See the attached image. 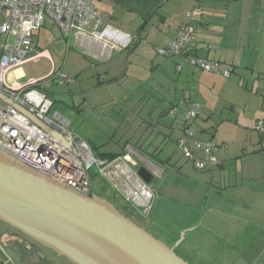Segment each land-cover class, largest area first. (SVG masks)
<instances>
[{
  "label": "crops",
  "instance_id": "crops-1",
  "mask_svg": "<svg viewBox=\"0 0 264 264\" xmlns=\"http://www.w3.org/2000/svg\"><path fill=\"white\" fill-rule=\"evenodd\" d=\"M93 3L105 23L127 33L136 28L132 34L144 38L151 46L149 54L139 59L142 66H139V79L146 80L149 73H158V90H163L166 100V96L170 98L165 109L155 106L158 109L152 108L148 114L141 109L134 115L119 143H112V139L103 142L88 139L90 144L98 145L97 152H93L111 159L126 153V147L131 146L130 158L162 177L160 186H167L168 204L157 214L155 205L161 200L162 192L155 193L144 228L170 246L179 241L175 251L190 264H264V134L255 129L256 121L264 114V0H94ZM193 8L197 12L189 18ZM186 22L195 26V36L186 45L185 54L220 62L236 81L228 80L231 75L225 78L188 64L178 70V59L156 53V46L175 35ZM71 37L85 49L86 55L101 59L97 41L86 35ZM32 46L33 51L42 52L41 57L50 61L53 72L55 62L51 51L35 45L33 39ZM120 55L121 50L111 52L106 59L110 63L106 74H127L128 66L122 65ZM142 72L147 77L141 78ZM24 76V69L18 66L6 74V80L21 86L33 79L23 80ZM249 82L252 89H248ZM184 98L201 104L199 116L191 122L195 135L216 146L213 154L219 163L196 152L206 159L204 170L195 169L181 152L178 168L171 167L176 162L165 151L170 141L174 151H179L175 147L182 133L183 109L171 114L169 108ZM219 99L231 110L237 109L235 124L243 127L250 124L258 132L262 140L258 141L261 145L258 153L246 156L242 149L231 150L224 139L216 137L217 128L207 132L204 125ZM99 177L105 184L100 181L94 187L91 181V194L107 198L105 194L109 192L112 199L120 198L119 204L125 207L128 203L121 192L114 190L106 178ZM177 203L179 207L175 206ZM133 216L141 221L145 218L139 212Z\"/></svg>",
  "mask_w": 264,
  "mask_h": 264
},
{
  "label": "built area",
  "instance_id": "built-area-1",
  "mask_svg": "<svg viewBox=\"0 0 264 264\" xmlns=\"http://www.w3.org/2000/svg\"><path fill=\"white\" fill-rule=\"evenodd\" d=\"M94 0H0V14L4 20L0 24V35L5 36L0 54V92L43 124L40 126L26 113L11 103L0 99V150L45 176L85 195L91 194L90 169L96 175L106 178L114 190L121 192L123 200L130 204L138 199L143 204L139 213L148 215L154 198L149 184L139 181L130 158L131 146L126 153L114 158L97 156L89 142L74 132L72 121L56 109L47 92L37 87V80L14 86L7 82L6 74L15 67L33 61L37 62L42 52L34 51L32 36L48 17L60 28L65 36L76 38L86 35L99 43L100 58L106 60L113 50L128 47L133 35L105 23L96 9ZM197 12L193 8L188 17ZM195 36V26L191 22L182 24L175 35L168 36L156 53L166 58H176L178 70L183 64L197 67L228 78L231 71L220 62L198 55L185 54V48ZM63 76V75H62ZM101 75V80L104 78ZM73 82V78H66ZM183 109L181 117L182 133L176 140L177 149L197 170L206 168V159L196 155L202 152L213 163H219L213 152L215 144L201 140L190 126V122L201 111V104L184 98L169 108L171 114ZM264 109V107H263ZM255 129L264 134V114L255 124ZM132 178V182H128ZM119 179L124 188L118 186Z\"/></svg>",
  "mask_w": 264,
  "mask_h": 264
},
{
  "label": "rangeland",
  "instance_id": "rangeland-1",
  "mask_svg": "<svg viewBox=\"0 0 264 264\" xmlns=\"http://www.w3.org/2000/svg\"><path fill=\"white\" fill-rule=\"evenodd\" d=\"M2 17L4 16L0 14V23ZM132 32L130 34L133 35V40L128 47L121 49L120 55L122 65L128 66V72L126 75L113 76L114 74L105 72L110 66L107 60H96L97 57L91 58L88 56L90 54L86 55L85 49L77 44L74 37L65 36L53 20L46 17L44 25L33 34L32 39L35 45L37 43L40 48L47 47L51 51L55 70L50 72L51 65L47 58L41 57L37 62L28 61L21 65L25 71L23 80L29 78L37 80V87L45 90L52 100V109L60 111L72 121V126L75 127L74 132L77 135H83L82 138L85 137L84 139L87 141L88 139L93 140V138L101 142L112 139V143H119L120 139H123V135L126 134L134 115L139 114L141 109L145 111V114L146 112L148 114L152 108H156L155 106L165 109L170 100L168 96H166L167 100L164 98L163 90H158L160 88L158 73H149V78L146 80L139 79V59L149 54L151 46L145 42L144 38H139V35L134 36ZM4 39L5 36L0 35V53ZM143 74L144 72L141 73V75ZM100 75L105 77L101 80ZM145 76L143 75L141 78ZM66 78H73L74 82H67ZM228 80L236 81V78L231 75ZM251 86L252 84L249 82L248 89H252ZM165 93L170 97L169 93ZM236 115L237 109L231 110L227 103L219 99L210 114V119L204 126L207 127V132H214V129L217 128L216 137L224 139L231 150L242 149L241 151L245 152L246 156H253L261 149L258 141L262 140L258 132L250 127V124H245L246 127L235 124ZM151 116L155 121L156 114L153 113ZM83 132L90 136H85ZM91 144L92 147L94 144ZM97 146L95 144L92 147L94 152H97ZM166 150L168 155L173 157L172 162H176V165L172 163L171 167L177 169L182 160L180 151H174L172 141L168 143ZM89 173L94 187L100 181L105 184L104 180L96 175L97 171L94 167L90 169ZM161 182L162 177L153 175V180L149 184L154 187L153 190L155 189L153 202L155 193H158L159 190L162 192L161 200L157 201L155 205L157 214L162 213L163 208L168 204L167 186L161 187ZM105 196L111 201L114 200L110 197L109 192ZM118 200H114L117 207L121 206L119 202L122 201L120 198ZM175 206L179 207V204L177 203ZM148 216L142 218L143 221L133 216V220L144 227L143 222Z\"/></svg>",
  "mask_w": 264,
  "mask_h": 264
},
{
  "label": "water",
  "instance_id": "water-1",
  "mask_svg": "<svg viewBox=\"0 0 264 264\" xmlns=\"http://www.w3.org/2000/svg\"><path fill=\"white\" fill-rule=\"evenodd\" d=\"M0 99L43 126L1 92ZM131 164L139 181L152 182L154 174L149 168L138 162ZM132 181L128 178V182ZM116 183L124 188L119 179ZM143 207L135 199L124 210L133 214L142 211ZM0 221L73 264H190L175 251L179 241L171 246L166 244L125 215L109 199L77 192L2 150Z\"/></svg>",
  "mask_w": 264,
  "mask_h": 264
},
{
  "label": "flooded vegetation",
  "instance_id": "flooded-vegetation-1",
  "mask_svg": "<svg viewBox=\"0 0 264 264\" xmlns=\"http://www.w3.org/2000/svg\"><path fill=\"white\" fill-rule=\"evenodd\" d=\"M133 219V214L119 206ZM0 264H73L65 257L43 246L36 240L0 221Z\"/></svg>",
  "mask_w": 264,
  "mask_h": 264
}]
</instances>
